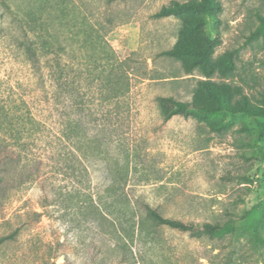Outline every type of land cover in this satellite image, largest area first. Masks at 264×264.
I'll return each instance as SVG.
<instances>
[{
	"label": "rangeland",
	"instance_id": "obj_1",
	"mask_svg": "<svg viewBox=\"0 0 264 264\" xmlns=\"http://www.w3.org/2000/svg\"><path fill=\"white\" fill-rule=\"evenodd\" d=\"M172 1L0 0V264H64L61 253L69 264H264L263 119L228 114L220 131L195 114L163 121L157 97L191 102L206 78L161 55L184 24L153 17ZM220 2L218 22L205 24L219 40L213 56L238 53L231 75L212 80L263 105L264 36L251 35L264 0ZM26 37L52 40L85 88H103L89 97L110 121L69 139L46 98L54 83L15 46ZM141 203L182 221L232 217L239 228L221 238L140 233Z\"/></svg>",
	"mask_w": 264,
	"mask_h": 264
},
{
	"label": "trees",
	"instance_id": "obj_2",
	"mask_svg": "<svg viewBox=\"0 0 264 264\" xmlns=\"http://www.w3.org/2000/svg\"><path fill=\"white\" fill-rule=\"evenodd\" d=\"M113 2L115 0H108ZM222 9L220 0H188L180 2L173 0L169 5L162 6L154 15L155 18L177 17L184 21L179 31V37L175 45L161 55L171 57L181 61L186 72L199 69L206 77L199 81L195 88L194 97L191 102L177 100L171 96L157 97V103L163 121L170 120L173 116L195 114L208 121L211 129L220 131L225 126L224 121L216 123L217 119L225 115H244L252 118H262L263 125L260 136L264 141V104L253 105L250 99L243 93L240 86L229 83H218L212 80L214 75L221 78H227L235 70V60L237 58V49L227 51L219 59L214 58V51L219 44L217 38L210 37L205 31V24L208 20L213 23L218 22V14ZM31 18V17H30ZM260 24L251 38L264 36V15H259ZM30 23V20H29ZM43 40V41H42ZM39 45L29 37L16 40V47L21 52L24 60L34 67H43L45 73L40 76L48 77V81L54 83V88L49 93L50 108L52 117H57V122L69 128L75 137L69 136V139H82V131H86L87 124L101 125V122L110 121L107 111L104 110V119L97 118L95 110H103L89 97V94L100 93L103 88H98L93 82L85 88L82 85V70H76L69 63L63 61V57L55 49V44L50 39H42ZM57 48V47H56ZM42 52V53H41ZM44 60V61H43ZM41 61L43 63L41 64ZM43 71V72H44ZM92 80H94L92 78ZM47 83L46 81H44ZM108 84V83H107ZM116 91L117 89H112ZM104 91V90H103ZM102 94V93H101ZM95 114V116L93 115ZM98 113V112H97ZM56 114V115H55ZM90 116L91 118H88ZM89 121H84L83 118ZM70 152V163L72 172L75 164L82 162L77 154V149L72 141L67 143ZM262 157L264 161V145L262 148ZM142 210L139 221L135 227L140 233H145L148 227H166L182 232H188L191 237L201 238H221L227 234L234 233L239 228V221L235 218H228L217 222H194L182 221L164 216L156 208L147 203H141ZM253 213L251 221H255L256 214ZM245 218V217H244ZM8 237H2L0 242ZM66 262L69 264L68 256L65 253ZM224 264H231V257L227 256Z\"/></svg>",
	"mask_w": 264,
	"mask_h": 264
}]
</instances>
